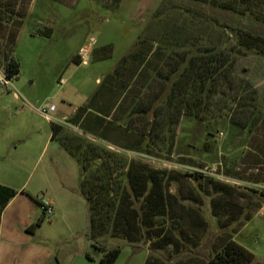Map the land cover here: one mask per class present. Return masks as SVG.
<instances>
[{
    "label": "rangeland",
    "instance_id": "374dc122",
    "mask_svg": "<svg viewBox=\"0 0 264 264\" xmlns=\"http://www.w3.org/2000/svg\"><path fill=\"white\" fill-rule=\"evenodd\" d=\"M243 27L264 36V0H0V75L5 74L8 60L15 58L20 65L12 84L0 85V185L18 194L24 189L20 198H31L29 191L44 169L50 183L57 186H61L62 178L73 176L69 162L73 160L76 166V157L55 158L56 144L65 143L69 137L66 143L71 147L75 146L72 139L75 144L94 141L106 145L86 131V124L95 123L96 109L108 113V119L120 118V112L110 108L123 86L139 83V77L131 79L132 69L138 64L128 61L129 69L122 70L121 78L115 80L114 91L108 89L106 78L124 57L142 48L141 42L149 46L145 50H164L162 58L153 54L144 63L150 70L157 68L168 74L177 54L185 55L189 49L193 55L199 54L200 48L220 47L226 53L229 45L237 49L234 40ZM92 38L96 40L95 51L87 64H81L78 52ZM232 58L233 64L223 71L215 88L242 96L235 101L218 95L210 98L209 116L224 112L226 122L216 134L215 143L208 139L204 145L202 136L197 141L206 154L187 151L195 122L185 119L178 122L175 144V149L185 154L167 155L160 141L150 156L127 154L130 159L145 160L153 169L172 171L168 200L181 228L166 234L177 246L164 248L148 241L132 247L124 240L104 236L101 239L106 240L108 248L122 246L115 264H142L146 253V264H207L231 238L254 254L251 264H264V60L242 53ZM61 77L67 79L63 86L58 84ZM161 84L152 79L151 85L139 93L145 94L140 102L150 99ZM131 94H138L137 89ZM47 101L65 111L73 106L89 107L87 122L74 127L68 121L55 143L45 146L51 131L49 120L31 106L37 108ZM130 102L128 99L125 105ZM223 107L229 111H222ZM256 107L257 128L248 135L242 126ZM136 119L138 128L143 121ZM170 119L176 117L162 120ZM111 137L117 139L118 135L112 132ZM134 139V135L120 137L123 143ZM12 142L18 144V150H13ZM82 174L79 165L74 178L79 177L81 182ZM64 188L59 187L61 192L67 190ZM39 195L31 199L37 202ZM78 196L74 203L63 198L64 212L60 216L58 212L45 216L36 206L32 229L42 228L35 241L43 236L48 248L54 249L56 244L50 238L53 218H87L85 231L79 236L86 233L90 237V212L80 184ZM141 202L133 207H140ZM62 234L60 238L67 242L69 236ZM87 246L99 255L90 242Z\"/></svg>",
    "mask_w": 264,
    "mask_h": 264
},
{
    "label": "trees",
    "instance_id": "16d2710c",
    "mask_svg": "<svg viewBox=\"0 0 264 264\" xmlns=\"http://www.w3.org/2000/svg\"><path fill=\"white\" fill-rule=\"evenodd\" d=\"M234 41L237 49L229 45L228 55L220 47L203 48L204 50L200 48L197 55H193L191 49L187 50L185 55L177 54L168 74L161 73L157 68L150 70L145 66L144 62H147L151 55L162 58L165 53L160 47L153 52L145 50L144 48L149 46L142 44L145 41L141 42L139 45L142 48L124 57L121 65L106 78L108 89L114 91L115 80L121 78L122 70L129 69L126 67L128 61L132 60L138 64L132 69L131 79L139 77L138 84L141 85L137 86L138 84L131 82L123 86L118 99L110 108L120 112V118L108 119V113L102 114L96 109L98 113L95 116V123L86 124V131L97 136L106 145L94 141L85 143L77 141L75 144L72 139L75 146L71 147L66 143L69 137L65 143L61 142L76 157L83 170L80 192L89 207L91 247L99 254L100 264H115L122 252V246L108 248L106 240L101 239L104 236L124 240L132 247L148 241L155 243L154 245L160 243L164 248L170 244L177 246L166 234L168 230L181 228V221L172 215V205L170 207L168 200L170 194L167 192V186L172 180V171L153 169L144 162L145 160L130 159L127 154L150 156L152 148L157 147L160 142L165 146L161 149L167 150L169 156L174 153L179 156L185 154L178 147L175 149L176 129L180 119L195 122L193 128L195 133L193 132V137L186 143L187 151L207 153L203 151L204 146L200 147L197 141L202 136L205 139L204 145L208 139L215 143L216 134L225 127L226 122V119H223L226 116L224 112H214V115L209 116L210 98L218 95L235 101L242 96L236 91L228 94L224 89H216L218 78L233 64L232 57L236 54L254 55L264 60L263 35L252 33L243 27L238 31ZM19 72V62L15 58L8 60L5 66L6 77L12 79L17 77ZM155 78L162 82L159 91L145 103L144 101L141 103V98L145 97V94L139 93L143 91V87L150 86L152 79ZM134 85L138 94L130 95L134 92L132 88ZM128 99L131 102L127 106L125 103ZM89 109L81 108L80 111ZM221 110L229 111L225 107ZM258 112L259 107H256L250 120L242 126L245 133L255 132ZM165 116L171 118L174 116L176 119L163 121ZM136 117L143 121L142 126L138 128H135ZM64 130L63 126L52 123L53 138H59ZM112 132L118 135L117 139L111 137ZM131 135L135 136L132 143L120 141V137ZM158 141L160 142L157 144ZM16 194L10 188L0 185V217L7 203ZM138 202H141L140 207H133ZM39 205L42 203L39 202ZM40 223L41 221L36 225ZM171 236L175 237L174 234ZM220 247L212 257L210 256L207 264H251L254 260V254L232 238ZM86 256L89 260L97 259L90 252Z\"/></svg>",
    "mask_w": 264,
    "mask_h": 264
},
{
    "label": "crops",
    "instance_id": "0c3cea01",
    "mask_svg": "<svg viewBox=\"0 0 264 264\" xmlns=\"http://www.w3.org/2000/svg\"><path fill=\"white\" fill-rule=\"evenodd\" d=\"M94 51L95 50L93 49V52ZM17 97L18 96L16 95V98ZM55 106L57 108L53 114L55 121H49L51 131L45 146L48 142L49 145L55 143L52 123H57L63 126L64 129L65 127H68L65 124L68 121H71L75 125L74 127L82 126L87 122L89 115L88 111H80L82 108L81 106H73L71 110H69L68 107L67 111L61 106L59 109L56 104ZM31 107L37 110L36 107ZM21 111L22 110H19L18 113ZM15 142H12L11 144L13 150L16 151L19 149L18 144L16 143L22 141ZM55 147V158H65L67 156L72 157L71 153L62 143H60L59 146L56 144ZM69 163H72L71 171L73 173L71 175L73 176L66 179L62 178L60 183L61 186H57L55 183H50L49 174L46 173V169L43 170L36 181V184L31 191H29L31 198H34L35 194H40L38 199H36L37 202L27 196L20 198L24 193V189H22L21 194H18L17 192V194L7 203L0 217V264H100L98 261V255L92 253L87 246V243L89 242L91 246L90 237H87L86 233L81 235L85 236V239L79 236L80 233L85 231L87 218H53V221L50 224V227L52 228L50 238L56 244L54 245V249L48 248L46 245V238L43 236L39 241L34 240L38 229L42 228V226H39L38 229H32L37 216L36 206H38V208L40 207L39 202L52 206L54 208V213L58 212V216H60V212H64L63 198L67 200L66 202L71 203L80 199L78 196L80 179L79 177L74 178L75 171L77 175L79 163H77L76 166H74L75 162L73 163V160ZM36 186L38 189H35ZM59 187L60 189L65 187L67 190L61 192L62 189L60 190ZM11 209L12 211H10ZM9 211L11 212L10 214ZM61 234L64 237L66 235L69 236L70 239L67 242L63 241L60 238ZM89 252L97 259L89 260L86 256ZM147 257L146 253L144 254V257L141 258L142 264H146Z\"/></svg>",
    "mask_w": 264,
    "mask_h": 264
},
{
    "label": "built area",
    "instance_id": "2783aa9c",
    "mask_svg": "<svg viewBox=\"0 0 264 264\" xmlns=\"http://www.w3.org/2000/svg\"><path fill=\"white\" fill-rule=\"evenodd\" d=\"M96 44V40L92 38L90 42L82 46L78 52V56L81 64H87L89 61V56L93 52V46ZM67 83V79L61 77L58 81L60 86H63ZM12 84V79H8L5 74L0 75V85L7 86ZM56 106L50 101L43 103L40 107H37V111L44 116L49 121H55L53 114L56 111ZM41 210L45 216H52L54 213V208L47 204H42Z\"/></svg>",
    "mask_w": 264,
    "mask_h": 264
}]
</instances>
